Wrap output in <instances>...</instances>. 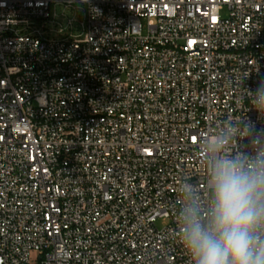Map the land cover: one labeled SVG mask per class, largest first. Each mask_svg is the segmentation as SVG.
<instances>
[{
	"label": "built area",
	"instance_id": "2783aa9c",
	"mask_svg": "<svg viewBox=\"0 0 264 264\" xmlns=\"http://www.w3.org/2000/svg\"><path fill=\"white\" fill-rule=\"evenodd\" d=\"M260 79L264 0H0V264H191L185 191Z\"/></svg>",
	"mask_w": 264,
	"mask_h": 264
},
{
	"label": "clouds",
	"instance_id": "9594fccd",
	"mask_svg": "<svg viewBox=\"0 0 264 264\" xmlns=\"http://www.w3.org/2000/svg\"><path fill=\"white\" fill-rule=\"evenodd\" d=\"M251 91V90H250ZM252 104L264 113V79ZM241 133L254 153L230 154L226 146ZM210 196L203 205L189 187L179 212L183 246L191 264H264V127L250 119L205 140Z\"/></svg>",
	"mask_w": 264,
	"mask_h": 264
},
{
	"label": "rangeland",
	"instance_id": "374dc122",
	"mask_svg": "<svg viewBox=\"0 0 264 264\" xmlns=\"http://www.w3.org/2000/svg\"><path fill=\"white\" fill-rule=\"evenodd\" d=\"M62 12H63V8H57V14L61 15ZM222 14L224 15L225 12H223ZM66 15H70L69 11H66ZM57 21H58V24H59V25L57 26L58 29H59V26H61V27H64V26H65V23H66V19H65V18H63V19H58ZM141 23H142V26H143V28H144V32H145V20H142ZM46 28H47L48 30H52V29H54L55 27H54V25H48ZM52 37L56 38V36H54V35L51 34V37H50V38H52ZM57 37L59 38V36H57ZM167 224H168V221L165 220V219H158V220H156V222H155V226H156V228H158V229H162V228H163L165 225H167Z\"/></svg>",
	"mask_w": 264,
	"mask_h": 264
}]
</instances>
